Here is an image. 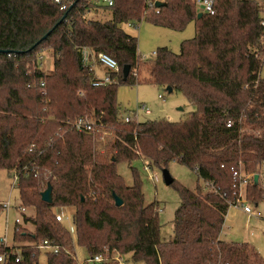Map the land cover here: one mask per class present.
I'll use <instances>...</instances> for the list:
<instances>
[{"label":"trees","instance_id":"obj_1","mask_svg":"<svg viewBox=\"0 0 264 264\" xmlns=\"http://www.w3.org/2000/svg\"><path fill=\"white\" fill-rule=\"evenodd\" d=\"M72 2L61 9L53 0H0V169L18 177L22 205L36 212L16 223L19 249L0 243L6 264H39L45 241L59 247L47 251L48 264H79L55 207L74 211L76 242L89 259L106 256L84 264H119L115 253L146 264H264L248 243L222 238L241 193L256 205L263 200L260 178L243 188L240 175L254 176L264 163V0H215V13L200 18L196 0H163L159 8L151 0H114L102 6L109 20L87 24V0ZM142 20L174 31L194 21L195 35L179 52L164 46L143 59L138 38L123 28ZM45 49L54 52L50 73L39 61ZM85 50L118 61L110 82L94 85ZM141 68L145 81L189 99L196 110L187 120L125 121L118 86L140 84ZM79 118L93 131L73 127ZM104 133L112 139L100 140ZM135 159L162 170L180 162L204 181L195 190L176 185L181 201L170 241L161 238L159 202L147 203L138 180L127 185L118 173L120 161ZM49 183L52 203L41 196Z\"/></svg>","mask_w":264,"mask_h":264},{"label":"rangeland","instance_id":"obj_2","mask_svg":"<svg viewBox=\"0 0 264 264\" xmlns=\"http://www.w3.org/2000/svg\"><path fill=\"white\" fill-rule=\"evenodd\" d=\"M201 13V10H197ZM93 19L109 20L112 17L111 11L105 8H97L90 12ZM123 28L129 34L136 36L139 42V53L143 59H153L160 47L167 46L174 52H179L181 44L184 40L190 39L195 35V22L192 21L182 31H174L169 28L161 27L150 21L142 20L140 22H131L123 25ZM43 55L42 68L50 73L54 68V52L50 49H45L41 53ZM97 77H103L105 73L100 67H95ZM147 71L141 68L139 78L142 82L138 85L121 84L118 86L117 99L120 105V113L122 116H132L138 121L161 120L168 119L172 122H183L189 118L192 112L196 110L189 99L180 91L168 92L159 86L145 81ZM264 78V62L260 72ZM151 110L150 114H146L142 110V106ZM112 139V135L104 133L100 140L106 142ZM148 161L135 159L131 163L125 160L117 164L118 173L123 177L125 184L133 185L135 180L141 184L147 203L154 201L159 202V221L161 225V238L163 241H170L174 236L173 220L175 212L180 205V195L176 190V185L180 184L191 190H195L198 186L204 187L203 179H200L197 173L188 166L180 162H171L168 170L175 178L176 183L166 185L163 177V170L153 167L150 170L145 169ZM260 182L264 186V163L259 172ZM157 174L159 180L155 181L151 178ZM14 183V177L7 169H0V238L6 239L8 245L19 249V244L14 241V232L16 221L21 217L22 200L20 190ZM263 197V196H262ZM249 200V199H248ZM10 203L8 209L1 205ZM252 207L257 208L261 213V217L248 215L243 210L241 203L230 206L225 218L222 229V238L227 241L237 243H248L260 255L264 256V198L257 205L249 200ZM26 214L29 216L35 215V209L26 207ZM67 211H69L67 209ZM65 211V212H67ZM62 224L68 229L72 238L76 234V227L70 218H64ZM28 230H34L31 223L24 224ZM42 249V248H41ZM69 249L75 253L77 261L84 264L85 260L90 256L87 251L76 245L73 241L72 248ZM47 251L42 249L38 257L39 264L47 263ZM123 264H146L144 262H134L130 254L122 255ZM106 258V256H105Z\"/></svg>","mask_w":264,"mask_h":264},{"label":"built area","instance_id":"obj_3","mask_svg":"<svg viewBox=\"0 0 264 264\" xmlns=\"http://www.w3.org/2000/svg\"><path fill=\"white\" fill-rule=\"evenodd\" d=\"M56 4H58L61 9H66L68 7V5H70L71 3H73V0H53ZM162 2L163 0H151V3H155L156 2ZM87 4L89 5L90 8H88L85 13H84V19H85V23L87 24L90 20H92L93 18L90 16V12L94 9L100 8V7H110L114 4V0H87ZM94 5V6H92ZM102 7V8H103ZM196 8L197 10L200 9L201 13L203 14H214L215 13V0H196ZM83 57H84V63H86L87 65H89V67L94 70L96 67V63H98L99 65L103 66L106 69L105 75L103 77H97L94 80V85L99 86V85H103L106 84L108 82L111 81L110 75L109 73L114 72V71H119V64L118 61L111 56L108 53L105 52H99L96 53L92 56H90V52H88L87 50L84 51L83 53ZM43 60V55L40 54L39 56V61L42 63ZM95 73V70H94ZM142 110L145 111V113L149 114L151 112V110L147 107H145L144 105L142 106ZM136 119L135 117L132 116H125V121L126 122H130L132 120ZM137 120V119H136ZM138 121V120H137ZM231 123H228L227 126H230ZM73 127H75L77 130L79 131H93V126L90 123V121L87 118H79L77 119L74 123H73ZM145 169L146 170H150L151 167L149 165H145ZM237 174V172L235 173ZM261 175V174H259ZM14 183H17V176L14 175ZM151 178L155 181H158V175L154 174L151 176ZM240 178L242 179L241 183H240V187L245 186L246 183H248L249 181H251L254 176L250 175V174H246V175H240ZM263 188V198H264V186ZM241 196L238 197V199L236 200V202H234L232 205H238L239 203L242 204L243 206V210L244 212H246L248 215L251 216H255V217H261L262 213L255 207H252L250 205L249 200H247L244 196V193L240 194ZM231 205V206H232ZM3 208L8 209L10 207V203H5L1 205ZM21 209V217L17 218L16 223H24L25 220V216H29L26 214L27 208L23 205L20 206ZM67 209L69 211H67ZM55 217L57 219V221L59 222H63L64 218H70L71 221L73 222V213L74 211L69 208V207H55L53 209ZM67 211V212H65ZM74 225V223H73ZM77 236L74 238V243L77 244L76 242ZM0 243L3 244L5 247H11V245H8V243L6 242V239L4 238H0ZM39 248L45 249V250H52L53 252H58L59 247L57 246H50L48 244L47 241H45L43 244H41L39 246ZM113 259H115L116 261L119 262V264H123V257L122 254L120 253H115L112 256ZM21 259V255L17 254L16 255V259L15 261H20ZM105 259L104 255L98 254L95 255L94 257H92L91 259H88L89 261H94V262H101ZM86 261V260H85ZM0 262L3 264L7 263V259L6 256L4 254L0 255ZM82 264V263H79Z\"/></svg>","mask_w":264,"mask_h":264},{"label":"water","instance_id":"obj_4","mask_svg":"<svg viewBox=\"0 0 264 264\" xmlns=\"http://www.w3.org/2000/svg\"><path fill=\"white\" fill-rule=\"evenodd\" d=\"M165 2H156L155 3V7L159 8L160 6L164 5ZM203 13H198V18L202 17ZM131 71V66L130 65H125L123 67V78L124 80H126L130 74ZM168 92H172L173 88L172 87H167L166 89ZM163 177H164V181L166 183V185H172L175 178L172 176V174L170 173V171L168 170V168L163 169ZM259 178L260 175L258 173H256L254 175V181L255 184H258L259 182ZM42 200L47 202V203H52L53 202V194H52V185L49 183L48 187L45 191L42 192ZM113 197L115 199V203L117 206H122L123 205V201L120 197H118L115 193H113Z\"/></svg>","mask_w":264,"mask_h":264},{"label":"crops","instance_id":"obj_5","mask_svg":"<svg viewBox=\"0 0 264 264\" xmlns=\"http://www.w3.org/2000/svg\"><path fill=\"white\" fill-rule=\"evenodd\" d=\"M96 67H100L102 70H103V72L105 73L106 72V69L103 67V66H101V65H99L98 63H96ZM96 75V74H95ZM151 113V112H150ZM149 113V114H150ZM147 114V113H146Z\"/></svg>","mask_w":264,"mask_h":264}]
</instances>
